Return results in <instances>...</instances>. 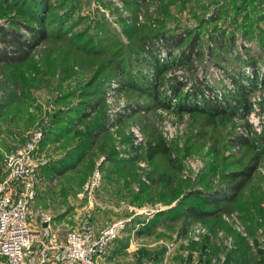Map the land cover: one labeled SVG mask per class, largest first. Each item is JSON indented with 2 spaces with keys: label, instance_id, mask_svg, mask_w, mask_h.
Listing matches in <instances>:
<instances>
[{
  "label": "rangeland",
  "instance_id": "rangeland-1",
  "mask_svg": "<svg viewBox=\"0 0 264 264\" xmlns=\"http://www.w3.org/2000/svg\"><path fill=\"white\" fill-rule=\"evenodd\" d=\"M17 2L3 0L0 25L30 38L32 33L23 24L35 26L36 21L26 14L27 5L18 7ZM48 5L55 17L47 25L48 38L33 49L32 66L0 67V159L20 146L44 116L49 121L51 116H62L74 122L69 125L65 121L70 128L67 139L39 156L43 165L73 150L77 142L85 143L82 152L76 154L77 161H72L73 169L61 175H42L38 197L30 207L31 222L38 210L47 211L63 240L68 230L80 227L82 220H89L95 232L109 223L127 220L98 264H192L189 256L202 249L192 246L205 237L218 249L210 264L219 262L223 248L231 247L234 239L213 219L189 218L183 212L176 221L158 226L151 234H136L140 221L132 230L129 224L138 217L146 222L158 211L184 210L191 204L208 210L211 205L196 196L222 193L221 198L227 200L232 184L229 174L255 161L254 173L234 200H256L258 208L264 207V153L259 154L264 147H257L264 143V17L257 20L253 10L256 0H50ZM178 34L185 38L181 45L173 43ZM144 36L150 41L149 51L138 45ZM193 36L199 38L197 54L186 65L181 61L187 49L180 53ZM114 48L120 60L112 71L115 61L108 56ZM90 56L95 57L87 59ZM33 66L37 71L33 72ZM176 78L199 83L204 99L221 104L226 114L207 124L206 113L179 112L171 92ZM147 85L157 92L149 93ZM194 85L189 84L183 92L191 93ZM82 100H90V105L84 117L77 118L75 112ZM161 100L169 107H163ZM253 110L260 132L254 131L249 121ZM98 119L105 131L92 142L84 134ZM168 124L171 135L166 130ZM132 128L142 134L138 144L134 143ZM159 136L170 148V161L161 154L147 160V148ZM237 137L249 142L235 146L231 140ZM110 150L114 155L108 160ZM114 159L126 163V170L118 177L110 169ZM96 173L100 178L90 191L86 184ZM161 173L166 176L156 185L154 181ZM115 178L117 183L109 186ZM122 181L130 183L134 193L146 183L155 193L168 195L165 187L162 190L165 183L172 190L176 188L177 195L171 200L155 196L141 204L131 203L111 193ZM154 208L158 211L150 217L138 214ZM240 213L238 209H220L218 215L246 237L253 249H261L259 230H264V224L251 235ZM224 214L235 215L246 235L237 231L233 222L224 220ZM197 225L207 233L193 241L191 232ZM216 227L218 230L212 232Z\"/></svg>",
  "mask_w": 264,
  "mask_h": 264
},
{
  "label": "trees",
  "instance_id": "trees-1",
  "mask_svg": "<svg viewBox=\"0 0 264 264\" xmlns=\"http://www.w3.org/2000/svg\"><path fill=\"white\" fill-rule=\"evenodd\" d=\"M50 0H18V2L15 4L18 7L27 5L26 14L34 21H36L35 26H30L28 24H23L24 27L28 29L32 35L30 38L28 36H25L21 32L17 31V29L10 27L7 28L5 26L0 25V67H3V65H25L24 68L32 66V53L33 49L36 45H38L40 42L48 38V29L47 25L49 21H52L54 12L53 9H51L48 5ZM3 4V0H0V6ZM264 0H256V6L253 7L254 13L258 14L257 20H260L264 17V8H262L264 5ZM52 13V14H51ZM25 14V15H26ZM50 17V18H49ZM60 21V18H58ZM56 22V21H54ZM61 23V22H59ZM59 36V35H58ZM170 38H173L170 36ZM175 40L173 41L174 44H183L185 41V38L182 34L176 35L174 37ZM166 39H169L166 38ZM199 38L196 36L191 37V40L187 42V45L181 49L180 54H184V51L187 49V53L185 52V56L183 61H181L183 64L190 65L192 62L193 56H195L196 53V45ZM150 42L147 37H143L141 42L139 41L138 45L142 48L144 47L147 51H149L148 43ZM168 43V42H167ZM116 49L114 48L112 52L110 53V56H108L109 60H113L114 66L112 68V71L115 67L118 66L119 58L114 55L116 53ZM189 53V54H188ZM188 54V55H187ZM158 55V54H156ZM90 56L87 57L89 60H93ZM161 66V65H160ZM122 66L119 67V69ZM34 68V66H33ZM31 69V68H30ZM156 73L159 72V66H155ZM37 71L36 67L34 68L35 72ZM255 77H258V74L254 72ZM19 75V74H18ZM20 76V75H19ZM21 77V76H20ZM22 79H26L24 77H21ZM193 82V83H191ZM153 84V83H152ZM189 84H195L192 88V92H183V89L188 86ZM199 84V83H198ZM196 82L191 81L190 78H184V79H178L176 78L175 82L171 86V92L175 99H177V104L174 106L179 112H203L206 113V119H208L207 124H211L212 122H215L216 117L220 116L221 114H226V109L221 106V104L214 103V102H208V100L204 99L203 93L201 94V85H198ZM236 85L238 86V90L243 92V88L239 87L238 83L236 82ZM147 88H150L149 85L146 86ZM146 88V89H147ZM157 92L156 88H150L148 91L149 93L154 94ZM157 96V95H156ZM171 98V97H170ZM237 99V97H236ZM238 100V99H237ZM238 101H241L239 99ZM243 102V101H242ZM162 103L161 105L163 107H169L170 104H163L162 100L160 101ZM90 105V100H82L81 105L78 106L77 111L75 112L77 118L84 117L85 109L87 106ZM71 124L74 122L73 120H70L69 118H66L65 120L60 117H50V121L48 126H46L43 138L40 141L38 148L36 150V156H42L44 152H49L50 148L54 146L57 143H62L63 139H67L68 134H70L69 126H65V123ZM96 125L92 127L85 135L86 139H90L92 142L97 141L99 137L103 135V131H105L104 124L101 122L100 119H98ZM26 139V137H25ZM261 139L264 141V135L261 137ZM233 145L235 146H241V145H247L249 140L244 139L242 137H237L234 140H231ZM67 143V142H66ZM85 143V142H84ZM84 143H78L73 146V150H67L63 156L52 159L51 162H49L46 165H43L44 162H40L38 166V173L40 177V181L42 180V175H46L47 172L55 173L58 175L64 174L67 171H70L73 169V166L75 163H72L73 160L77 161L76 154L82 152V148L84 149ZM65 144V143H64ZM105 146L107 144H104ZM260 149L264 147V143L259 144ZM259 149V150H260ZM75 151V154H74ZM110 150L108 155V160L111 159L112 155L114 153ZM264 153V148L261 151L262 154ZM164 155L168 161L171 155L170 148L166 146V143L163 138L160 136L154 143H150L147 151L146 156L147 160L152 161L157 155ZM48 155V154H47ZM40 158V157H39ZM124 167V168H123ZM126 163L118 162L117 159L112 160L111 162V171L113 174L117 175L115 177H118L122 175L123 171H125ZM257 167V162L255 161L252 164L245 165L241 170H238L237 172H231L229 174V177H231L232 184L230 185V191L231 195L227 197V200L225 198H221L223 196L222 193H217L214 197V193H209V196L204 195L203 198L201 195L196 196L199 199H202L203 203L206 205H211V208H207L208 210H199L196 206L187 205L184 207V210L182 209H175L172 208L168 211H158L156 214L145 222V219H142V217L135 218L136 220H131L132 222L129 224V229L132 230L135 227V224L139 223L136 221L142 222V225H139L138 228L135 230L136 234H151L153 231L161 225L170 224V222L176 221V217L181 216L183 212L186 213L187 217H195L197 219H213V222L219 224L221 229H225L230 234H232L234 242V248L230 249L226 254V260L224 264H264V250L262 249H253L252 246L249 245L248 239L246 237L241 236L238 232L231 229L218 215V212L220 209H226V211H232V209H238L240 213V218L242 219L243 223L248 228V233L251 235H254L255 231L257 230L258 226L260 224H264V207L258 208V201L254 200V202L248 203L244 202L243 200H234L235 197L238 195V193L243 189L244 185L250 180L252 174L254 173L255 169ZM156 169V168H155ZM210 170H212L210 168ZM166 174L161 173V175L155 179L154 182H156V185H158ZM113 178V177H112ZM118 179H113L109 186H111V183H117ZM166 184L163 183V188H166V192L168 191V195H164L163 191H158L155 193L154 190H152L151 187H149V184L142 183L140 188L138 189V193H134L130 183L127 181H122V184L118 187H115L114 189H111V193L116 196L117 198H124L128 199V201L136 202L138 204L147 202L152 200L153 197L157 196L158 199L164 198H173L177 195L176 188L172 190V188H168L165 186ZM111 188V187H110ZM68 189V187H67ZM165 193V192H164ZM39 191L37 188V195L36 199L38 197ZM201 194V193H200ZM35 199V200H36ZM130 199V200H129ZM170 199V200H171ZM164 200V199H163ZM126 201V200H125ZM225 202L226 206H222V203ZM185 205V204H183ZM263 210V212H262ZM134 219V218H133ZM90 222V221H89ZM91 223V222H90ZM128 227V226H127ZM126 227V228H127ZM217 228V229H216ZM211 230L212 232H216L218 230V227ZM210 240L208 237H205L204 240L201 243H194L192 248L194 250L201 249V252H199V258H201L204 262V264H210L211 256L216 255L218 249L215 247H211ZM205 247L209 248V253L206 252ZM160 252V251H159ZM158 252V253H159ZM189 258H193V256H189ZM152 264H158V262H152Z\"/></svg>",
  "mask_w": 264,
  "mask_h": 264
},
{
  "label": "built area",
  "instance_id": "built-area-1",
  "mask_svg": "<svg viewBox=\"0 0 264 264\" xmlns=\"http://www.w3.org/2000/svg\"><path fill=\"white\" fill-rule=\"evenodd\" d=\"M262 87V86H260ZM254 110L249 121L252 129L260 132L258 120L253 119ZM43 121L31 130L25 141L18 147L8 151L0 159V264H98L97 257L118 238L125 228L127 220L120 219L103 226L95 232L89 220H82L80 227L68 230L64 239L59 238L58 230L53 227L52 216L44 210H38L30 220V207L37 195L40 183L38 166L43 162L36 156V150L49 120ZM177 126V125H174ZM166 130L172 133L168 124ZM134 143L142 141V134L132 128ZM98 173L86 184L92 191L97 184ZM157 209H143L138 214L150 217ZM223 219L234 223L237 231L243 227L233 214L223 215ZM46 223V226H43ZM261 237L258 247L264 249V230L260 229ZM207 233L204 227L197 225L191 232V239L199 241ZM250 244L254 245L250 240ZM224 257L214 264H222Z\"/></svg>",
  "mask_w": 264,
  "mask_h": 264
},
{
  "label": "crops",
  "instance_id": "crops-1",
  "mask_svg": "<svg viewBox=\"0 0 264 264\" xmlns=\"http://www.w3.org/2000/svg\"><path fill=\"white\" fill-rule=\"evenodd\" d=\"M59 237H60V235H59ZM61 238V237H60ZM232 248H234V245L232 244V246L231 247H229V248H223L224 249V251L222 252V253H220L221 254V257H224L225 259H224V262H225V260H226V254H227V252L230 250V249H232ZM198 253V254H197ZM199 251L197 252V251H195L194 252V257H193V262H192V264H198V262H199V264H202L203 263V260L201 259V258H199ZM102 256V254H100L98 257H97V260H98V258H100ZM223 262V263H224Z\"/></svg>",
  "mask_w": 264,
  "mask_h": 264
},
{
  "label": "water",
  "instance_id": "water-1",
  "mask_svg": "<svg viewBox=\"0 0 264 264\" xmlns=\"http://www.w3.org/2000/svg\"><path fill=\"white\" fill-rule=\"evenodd\" d=\"M43 226H46V223H43Z\"/></svg>",
  "mask_w": 264,
  "mask_h": 264
}]
</instances>
